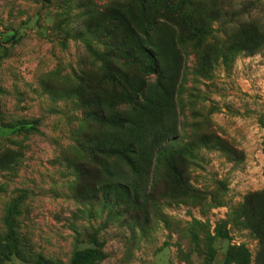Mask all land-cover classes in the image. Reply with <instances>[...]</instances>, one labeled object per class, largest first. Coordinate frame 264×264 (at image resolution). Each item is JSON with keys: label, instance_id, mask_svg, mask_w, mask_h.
<instances>
[{"label": "rangeland", "instance_id": "rangeland-1", "mask_svg": "<svg viewBox=\"0 0 264 264\" xmlns=\"http://www.w3.org/2000/svg\"><path fill=\"white\" fill-rule=\"evenodd\" d=\"M86 249L264 264V0H0V264Z\"/></svg>", "mask_w": 264, "mask_h": 264}, {"label": "trees", "instance_id": "trees-1", "mask_svg": "<svg viewBox=\"0 0 264 264\" xmlns=\"http://www.w3.org/2000/svg\"><path fill=\"white\" fill-rule=\"evenodd\" d=\"M145 6V5H143ZM145 8V7H144ZM132 16V17H131ZM141 13L140 14H135L133 12H130L129 17L126 15H118L116 18L119 20L120 26L123 27L124 31V39L125 43L124 45L131 46L138 55H148L149 58L152 59L154 69L152 70L153 73L158 72L157 70V62H156V56L153 51L151 52L147 48L146 42L148 41V35L145 34V40L138 35V32L143 31L144 28H148L149 24L148 22L143 24V27L141 25H137L136 23L138 20L141 19ZM127 57L131 56V54L127 53ZM114 79V78H113ZM100 151L110 157H119L125 159L127 162L131 161V156L135 152L134 146L132 144L127 145L125 148L122 149H116L113 147L109 148H101ZM94 255V251L92 249H86L83 251H80L76 253L74 256L72 263L71 264H86Z\"/></svg>", "mask_w": 264, "mask_h": 264}]
</instances>
